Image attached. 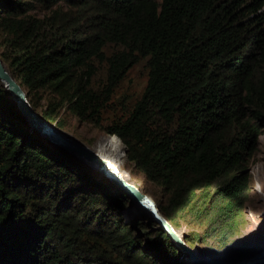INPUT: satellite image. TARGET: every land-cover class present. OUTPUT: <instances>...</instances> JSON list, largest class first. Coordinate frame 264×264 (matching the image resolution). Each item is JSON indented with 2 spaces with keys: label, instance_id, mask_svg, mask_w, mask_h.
<instances>
[{
  "label": "trees",
  "instance_id": "trees-1",
  "mask_svg": "<svg viewBox=\"0 0 264 264\" xmlns=\"http://www.w3.org/2000/svg\"><path fill=\"white\" fill-rule=\"evenodd\" d=\"M0 11V59L42 121L62 128L69 113L123 157L121 141L189 248L233 263L255 252L243 233L264 135V0H0ZM142 61L141 96L116 111ZM26 119L0 83V264H184L149 217L122 224V190ZM153 227L141 247L132 233Z\"/></svg>",
  "mask_w": 264,
  "mask_h": 264
},
{
  "label": "rangeland",
  "instance_id": "rangeland-1",
  "mask_svg": "<svg viewBox=\"0 0 264 264\" xmlns=\"http://www.w3.org/2000/svg\"><path fill=\"white\" fill-rule=\"evenodd\" d=\"M20 1L25 2L27 0ZM63 9L67 10V7L63 6ZM38 10L39 11H37V14H39L40 16L46 14L47 12L41 7H38ZM1 51L2 49H0V52ZM144 64L145 62L142 61L135 67L130 69L127 77L120 83L119 87L116 89L114 95V103H112V107L116 111L122 108L123 106H129V108H131L134 104V101L141 96L147 80V69L144 67ZM4 66L9 72L7 64H4ZM99 77L101 79L103 78L102 73L99 75ZM97 81L98 78L95 80L96 85ZM40 102L41 104L45 103L44 100H41ZM17 110L20 112V114L22 113L18 106ZM37 111L40 112V110ZM37 111L35 109H32V112H34V114L36 115L35 119L27 116V119L31 122L32 125L34 121L37 122L36 126L33 125L35 128H38V130L36 131H41L43 134H40L42 136H45L46 139H48L49 141L53 142L51 135L57 138V141L60 142L57 144H59L60 146L64 145L66 148L63 149L67 150L76 159L83 161L85 166H87L89 173L94 176L93 179L97 181H99V179L101 178L108 180L104 176V174L96 167V165L87 162L81 156L82 154L80 150L76 149L73 146V143H78L93 152V148H95L97 143L101 141L102 138V140H104L112 137L111 135L103 133L101 129L94 126L93 124L79 122L75 116L69 113L65 114V116L62 118V121L60 122V124H62V128H60L59 126H55V124H42L39 123L40 121H42V119ZM111 116L112 114L109 113V115L106 117L111 118ZM27 119V125L31 127ZM112 142L114 143V141ZM120 143L123 147L124 158L118 155L117 148L115 147L112 154H108L110 155L108 158V162L115 165L119 169L121 174L124 176V178L129 183L136 186L143 195L150 197L151 199H153V201H155L156 204H158L160 202L159 189L152 183L148 182L145 176L141 172L136 170L130 162H128L126 148L121 141ZM248 171L251 176V181L248 183L249 201L245 205V212L248 218V225L243 233V240L255 246V252L249 257L252 258L256 257L262 251H264V135L259 138L258 150L250 162ZM258 175L261 178V184L258 182ZM108 201L111 202V199L109 198ZM117 213L118 212L116 211V214ZM119 214L121 216L122 224L131 226L132 228H134V226L139 220H142V222L146 223L147 221L145 220V218L148 217L147 212L138 208L133 202L131 205L120 209ZM154 230H156L154 227L152 229L146 230H135L132 233V237L140 240L142 245L141 247H144L146 245V234H149L150 231L153 233ZM175 232L183 239V235H187L188 231L187 229L182 228L179 231L175 230ZM151 238L152 237L148 238L147 240ZM191 249L195 251L197 258L202 259L203 261L209 258L214 261L224 260L227 263H233L231 262L232 260L229 259H217L211 256L200 254L197 248ZM181 259L184 261V264H193L187 257H183Z\"/></svg>",
  "mask_w": 264,
  "mask_h": 264
},
{
  "label": "water",
  "instance_id": "water-1",
  "mask_svg": "<svg viewBox=\"0 0 264 264\" xmlns=\"http://www.w3.org/2000/svg\"><path fill=\"white\" fill-rule=\"evenodd\" d=\"M0 83L5 88V91L10 95L11 99L15 102L16 106L20 108L22 114L26 117L28 116L35 119L36 115L34 114V112H32V108L28 102L26 93L5 68L1 59ZM29 123L34 130H38V128L34 127L37 124L36 121L33 122L34 126L30 121ZM39 123L46 124L44 121H40ZM38 132L43 134L41 131ZM51 138L53 139V142L60 143L53 135H51ZM73 146L76 149L80 150L82 155H79H81L87 162L96 165V167L104 174V176L110 181V183L116 188L122 190L133 203L136 204L142 202V204L145 205V211L147 212V216L150 218V220L155 222L158 228L165 232L173 245L180 251L181 256L187 257L193 264H261L264 262V251H262V253L255 259L249 258L238 263H227L224 260L214 261L209 258L203 261L202 259L197 258L195 251L185 244L183 239L175 232L173 227L160 213L157 204H154L153 200L150 197L143 195L141 191L133 184L122 180L118 176V171L115 167H113L109 163L102 161L94 152H92L88 148L78 143H73ZM62 147L66 148L64 145Z\"/></svg>",
  "mask_w": 264,
  "mask_h": 264
},
{
  "label": "bare ground",
  "instance_id": "bare-ground-1",
  "mask_svg": "<svg viewBox=\"0 0 264 264\" xmlns=\"http://www.w3.org/2000/svg\"><path fill=\"white\" fill-rule=\"evenodd\" d=\"M103 139V138H102ZM101 139V141H99L98 143H97V145L95 146V148H93L94 150H93V152L102 160V161H104V162H106V163H109L108 162V158H109V156L110 155H108V154H112V152H113V150H114V148L115 147H117V145L115 146V144H116V142L114 141V139H113V137H110V138H107V139H104V140H102ZM112 141H114V143L112 142ZM109 164H111V163H109ZM113 167H115L116 169H117V171H118V176L122 179V180H124V181H126V182H128L125 178H124V176L121 174V172L119 171V169L115 166V165H113V164H111ZM258 177H259V175H258ZM260 184L262 183L261 182V178L259 177V181H258ZM153 200V199H152ZM153 203L155 204V201H153ZM136 206L138 207V208H140V209H142V210H145V205H143L142 204V202L141 203H136ZM262 253V252H261ZM260 253V254H261ZM259 254V255H260ZM258 256V255H257ZM256 256V257H257ZM256 257H252L251 259H255ZM249 259V258H248ZM245 260V259H244ZM261 264H264V262L263 263H261Z\"/></svg>",
  "mask_w": 264,
  "mask_h": 264
},
{
  "label": "built area",
  "instance_id": "built-area-1",
  "mask_svg": "<svg viewBox=\"0 0 264 264\" xmlns=\"http://www.w3.org/2000/svg\"><path fill=\"white\" fill-rule=\"evenodd\" d=\"M113 137V136H112Z\"/></svg>",
  "mask_w": 264,
  "mask_h": 264
}]
</instances>
